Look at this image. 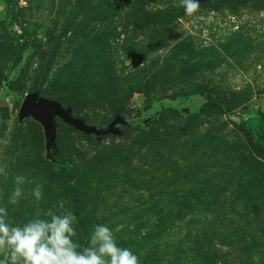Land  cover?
Instances as JSON below:
<instances>
[{"label": "rangeland", "instance_id": "1", "mask_svg": "<svg viewBox=\"0 0 264 264\" xmlns=\"http://www.w3.org/2000/svg\"><path fill=\"white\" fill-rule=\"evenodd\" d=\"M33 91L100 129L127 123L97 139L55 118L47 150L42 124L18 120ZM263 125L264 0L191 15L180 0H0V207L15 223L63 201L82 246L106 224L140 264H264Z\"/></svg>", "mask_w": 264, "mask_h": 264}, {"label": "clouds", "instance_id": "2", "mask_svg": "<svg viewBox=\"0 0 264 264\" xmlns=\"http://www.w3.org/2000/svg\"><path fill=\"white\" fill-rule=\"evenodd\" d=\"M188 15L199 8V0H180ZM0 174L7 175L4 168ZM23 175L15 176V189L9 203L16 205L24 195ZM37 201L42 199L41 186L32 192ZM77 217L60 202L58 208L48 209L19 224L9 218L5 207H0V264H140L130 248L121 247L116 235L106 224H96L86 246L77 239ZM116 232L120 231L118 227Z\"/></svg>", "mask_w": 264, "mask_h": 264}, {"label": "water", "instance_id": "3", "mask_svg": "<svg viewBox=\"0 0 264 264\" xmlns=\"http://www.w3.org/2000/svg\"><path fill=\"white\" fill-rule=\"evenodd\" d=\"M32 117L40 122L46 136L47 150L55 151L56 122L55 118L61 119L65 124L85 134H93L97 139L109 133H118L117 122L126 124L120 115H116L107 128L100 129L93 124L86 123L83 119L75 116L70 106H64L59 101L39 95L37 91L25 94L18 110V120L24 117Z\"/></svg>", "mask_w": 264, "mask_h": 264}, {"label": "trees", "instance_id": "4", "mask_svg": "<svg viewBox=\"0 0 264 264\" xmlns=\"http://www.w3.org/2000/svg\"><path fill=\"white\" fill-rule=\"evenodd\" d=\"M22 44H23V45H26V42H24V43H22ZM108 78H109V76H102V77H99V80H96V83L99 84V86H101V87L103 88V84H104V82L107 81ZM96 83H92V84H91V88H90V90H92L94 93L100 91L99 88L95 87ZM51 93H52V94H51ZM102 93H103V92H102ZM102 93H99V95H101ZM46 97H48V98H52V99H55V100L59 101L60 103H62L64 106H70V104L73 103V104H74V108H75V110L80 109V104H79L75 99H74L73 102H71V100H68V98L65 99V98L62 96V94L59 93V91H57L56 93H55V92H49V94L46 95ZM116 111H119V110H116ZM116 111H115V112H116ZM116 115H119V113L115 114V116H116ZM77 116H78V115H77ZM115 116H114V117H115ZM78 117H80L81 119H83L81 116H78ZM83 120H84V119H83ZM260 133H261V135H264V125H263V128L261 129ZM56 135H57V134H56ZM55 145H56V144H55ZM260 145H261V146H260ZM260 145H259V147H260V149H261V150L263 151V153H264V145H262V144H260ZM65 165H66V164H64V167H68V166H70L69 164H67L66 166H65ZM63 173H64V179H65L66 183L68 184V181H69L68 179L70 178V175H71V173H70V168L64 170ZM67 189H69L70 191H72V202H71L70 205L74 208L76 205L79 204V200H78V197H77V195H76L75 188L73 189L71 186H67Z\"/></svg>", "mask_w": 264, "mask_h": 264}]
</instances>
